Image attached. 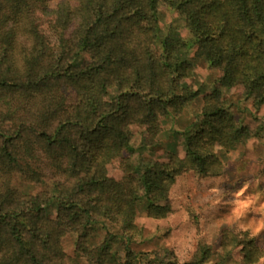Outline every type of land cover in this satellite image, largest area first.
Listing matches in <instances>:
<instances>
[{"label":"trees","instance_id":"trees-1","mask_svg":"<svg viewBox=\"0 0 264 264\" xmlns=\"http://www.w3.org/2000/svg\"><path fill=\"white\" fill-rule=\"evenodd\" d=\"M159 2L183 21L186 39L160 37ZM187 49L220 71L211 91L186 82L194 64L179 53ZM235 85L264 101V0H0V264H207L213 250L201 239L186 262L135 250L136 205L144 199L146 216L164 219L177 176L221 175L211 146L228 150L252 137L222 95ZM198 98L200 112L180 132L186 162L154 161L140 192L132 164L119 180L108 175L109 163L131 151L132 125L156 146L160 117L175 118ZM14 175L49 179L52 189L22 194ZM69 233L72 256L61 244ZM218 253V264L264 257L248 232L227 229Z\"/></svg>","mask_w":264,"mask_h":264},{"label":"rangeland","instance_id":"rangeland-1","mask_svg":"<svg viewBox=\"0 0 264 264\" xmlns=\"http://www.w3.org/2000/svg\"><path fill=\"white\" fill-rule=\"evenodd\" d=\"M157 10L161 38L173 34L183 39L188 37L183 21L170 5L159 2ZM46 36L50 44L54 45V39L48 34ZM179 57L191 60L194 64L193 76L186 82L202 92L211 91L220 71L210 69L203 59H194L192 49L181 51ZM78 61L84 63L86 60ZM67 95L69 102H73L72 91H68ZM222 95L230 103L233 115L248 127L252 137L244 144L228 150L211 146L223 163L221 175L197 177L191 171H185L177 176L169 190L170 212L166 218L147 217L146 202L144 199L139 200L135 224L141 229L142 236L133 246L135 250L155 253L161 260L173 257L186 262L190 259L197 240L201 239L213 250V256L207 264H218L221 259L218 253L220 232L227 229L248 232L264 251V101L256 103L252 96L245 95L240 85L223 89ZM201 104V99H196L175 118L163 114L159 120L157 145L153 147L145 145L143 128L132 125L131 151L124 150L109 163L108 175L119 180L123 176L125 164H132L137 168L134 184L140 192L141 172L154 161L178 158L186 162L180 132L194 120V116L200 112ZM11 181L22 194L35 195L52 189V181L49 179L35 183L14 175ZM54 204L56 205L53 202L46 209L50 217L54 215ZM192 215L196 223L192 220ZM61 244L65 253L72 256L74 235H65ZM233 262L245 264L238 254L226 260V264ZM258 264H264V257Z\"/></svg>","mask_w":264,"mask_h":264}]
</instances>
